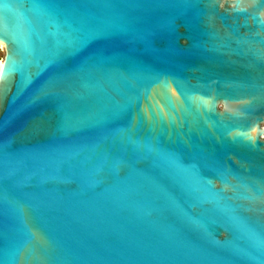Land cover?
Returning <instances> with one entry per match:
<instances>
[{
  "label": "water",
  "instance_id": "1",
  "mask_svg": "<svg viewBox=\"0 0 264 264\" xmlns=\"http://www.w3.org/2000/svg\"><path fill=\"white\" fill-rule=\"evenodd\" d=\"M0 264H264V0H0Z\"/></svg>",
  "mask_w": 264,
  "mask_h": 264
}]
</instances>
